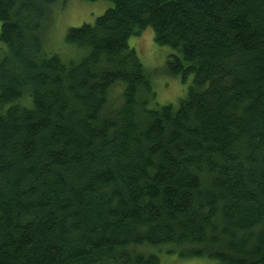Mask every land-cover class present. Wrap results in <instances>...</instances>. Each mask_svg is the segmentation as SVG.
Returning <instances> with one entry per match:
<instances>
[{"label":"trees","instance_id":"1","mask_svg":"<svg viewBox=\"0 0 264 264\" xmlns=\"http://www.w3.org/2000/svg\"><path fill=\"white\" fill-rule=\"evenodd\" d=\"M57 1L0 0V264H264V0H109L67 60ZM148 27L193 76L177 106H150Z\"/></svg>","mask_w":264,"mask_h":264},{"label":"rangeland","instance_id":"2","mask_svg":"<svg viewBox=\"0 0 264 264\" xmlns=\"http://www.w3.org/2000/svg\"><path fill=\"white\" fill-rule=\"evenodd\" d=\"M112 5L113 3L109 0H58L40 33L44 50L48 54L57 53L66 60L75 57L79 51L66 41L67 31L71 27L84 23H94L96 18ZM1 26L0 22V32ZM129 44L136 49L151 75L155 95L150 106L156 107L164 104L177 106L186 96L193 76L190 75L183 80L166 71L168 57L173 52L172 48L156 43L152 27H148L139 35L132 36ZM3 46L0 37V47ZM160 257L161 264H218L216 260L208 258L182 259L176 254L166 252L160 253Z\"/></svg>","mask_w":264,"mask_h":264}]
</instances>
